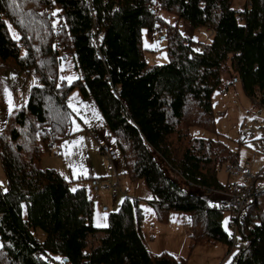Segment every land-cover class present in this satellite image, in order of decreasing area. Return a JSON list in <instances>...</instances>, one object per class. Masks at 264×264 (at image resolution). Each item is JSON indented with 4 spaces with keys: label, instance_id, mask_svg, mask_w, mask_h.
<instances>
[{
    "label": "trees",
    "instance_id": "16d2710c",
    "mask_svg": "<svg viewBox=\"0 0 264 264\" xmlns=\"http://www.w3.org/2000/svg\"><path fill=\"white\" fill-rule=\"evenodd\" d=\"M234 3L93 0V16L87 0H0V58L34 68L40 79L0 130L7 177V189L0 188V264H187L183 256L147 247L138 200L126 197L109 212L107 226L96 225V176L68 179L57 167L41 165L49 140L60 146L67 132V100L76 88L94 99L116 136L126 173L132 180L145 179L153 193L150 202L160 213L182 211L192 244L206 237L232 249L223 199L233 182H224L219 173L238 155L224 139L194 135L191 126L214 129L213 93L225 90L228 69L241 79L254 106L264 107V0ZM162 9L208 27L212 39L204 43L186 36L161 15ZM10 22L20 40L13 39ZM143 29L150 37L163 33L167 38L168 62H147ZM98 43L105 61L96 56ZM65 53L79 71L71 81L60 77ZM108 73L131 118L113 95ZM241 233L246 247L234 252L231 264H264V192L250 200Z\"/></svg>",
    "mask_w": 264,
    "mask_h": 264
},
{
    "label": "rangeland",
    "instance_id": "374dc122",
    "mask_svg": "<svg viewBox=\"0 0 264 264\" xmlns=\"http://www.w3.org/2000/svg\"><path fill=\"white\" fill-rule=\"evenodd\" d=\"M244 1L235 0L234 5L236 7L243 5ZM161 15L170 23H177L182 32L188 37L192 36L197 41L204 43L212 39V31L206 26H194L189 20L165 9L161 10ZM57 23L58 19H55L54 24ZM9 24L12 31L21 36L13 23L10 22ZM12 31H10L11 34ZM162 34L158 33L154 37H150L147 29H143L145 57L151 65L166 63L170 60L166 48L168 40ZM21 51L23 54L26 52L24 47ZM65 54L66 57L59 64L60 77H65V79L71 81L79 76V71L75 67L74 57L69 53ZM223 79L225 83H228V87H225V83L223 86L229 92V95L223 96L221 90H215L213 93L214 129L203 125H193L191 126V132L198 136L224 139L229 147L236 152L238 158L248 164L252 170L264 169V152H261L258 149L259 146L254 144V135H245L244 133L246 122L249 124H253L255 121L264 122V114L258 113L252 98L244 91L241 79L237 78L235 80L233 70H226L223 73ZM38 82H40L38 74L31 69H22L16 62L4 61L0 58V130L5 123L4 118H7L14 107H20L27 102L30 87ZM9 93L11 94V104H9ZM67 105L69 107L68 129L60 140V146H58L63 149V155L62 157H54L52 151L47 147L42 154L41 165L57 167L68 179L92 174L99 178H109L114 182L118 174L114 171L108 172L109 162L106 156L99 151V147L103 143L116 144V136L104 120L94 99L83 96L81 89L76 88L69 95ZM120 156V160L117 161V163L119 162L118 166L116 163L120 183L117 196H114L110 189H101L97 194H94L96 197L93 222L96 225H107L109 223V212L117 210L122 201L129 196L138 200L143 209L142 230L144 241L153 253L169 251L177 256L187 258V264H224L231 259L237 247L232 246L229 251V245L225 241H212L204 237L202 243L192 244L191 229L186 223L184 213L182 211H166L161 214L156 206L150 202L153 193L145 179L132 180L126 173L124 157L121 154ZM232 159H229L226 164ZM226 164L220 170L219 176L224 182H231L233 177L226 172ZM74 183L72 184L74 185ZM0 188L2 190L7 189V177L1 158ZM217 191L221 192L220 189H217ZM213 206L218 207L217 204H213ZM228 215L229 213L225 210L223 224L229 231L230 237H232L230 216ZM105 217L106 220L103 222ZM225 221H227V226H225ZM242 224L239 227L238 236L243 239ZM35 231L39 238H44V233L40 228H36ZM56 258H60V256H56ZM65 264L71 263L65 262Z\"/></svg>",
    "mask_w": 264,
    "mask_h": 264
},
{
    "label": "built area",
    "instance_id": "2783aa9c",
    "mask_svg": "<svg viewBox=\"0 0 264 264\" xmlns=\"http://www.w3.org/2000/svg\"><path fill=\"white\" fill-rule=\"evenodd\" d=\"M87 2L89 4V9L91 10L93 16H95L93 0H87ZM96 56L100 60H106V56L99 43L96 49ZM107 79H109L111 82V90L113 95H115L123 104L122 111L128 118H131L130 111L123 102L119 85L112 80L110 73L107 74ZM222 94L223 96H227L228 91L225 89L222 91ZM257 110L259 114H264V107H257ZM244 127L246 129L244 132L245 135H254V144L259 146L258 149L261 152H264V122L255 121L253 124L246 122ZM48 147L51 151H55L56 157L60 156L56 139L51 138L48 142ZM99 150L106 156L109 162L107 170L109 172L114 171L117 173L116 163L121 157L117 145L114 143H103L100 144ZM225 170L229 176L233 177V184L231 187L232 189L228 192H225L226 197L224 198L225 200L223 199V208L229 213L230 216V225L233 233L231 237L232 246L237 247V249H242L246 246V242L240 236H238L239 227L245 221L247 215L246 210L250 200L257 194H260L264 191V179L260 178V175L262 172H264V169L254 171L248 164L242 162L238 158L228 162L226 164ZM101 189H110L113 195L117 196L120 190L118 175H116V180L114 182L109 178L96 177L94 180L93 190L98 193ZM56 262L57 264H64L63 260Z\"/></svg>",
    "mask_w": 264,
    "mask_h": 264
},
{
    "label": "snow or ice",
    "instance_id": "6c2138e0",
    "mask_svg": "<svg viewBox=\"0 0 264 264\" xmlns=\"http://www.w3.org/2000/svg\"><path fill=\"white\" fill-rule=\"evenodd\" d=\"M57 15V13H53V16ZM21 25H22V22H21ZM23 26V25H22ZM8 28L10 31H12V27L11 25L9 24L8 25ZM12 36H13V39H16V40H19L21 39V37L15 32V31H12ZM11 94L9 93V104H11ZM11 110V109H10ZM87 122V121H86ZM78 127V126H77ZM72 191H75V189H72ZM104 226H107V225H104ZM225 226H227V221H225ZM229 264H231V262L229 261Z\"/></svg>",
    "mask_w": 264,
    "mask_h": 264
},
{
    "label": "crops",
    "instance_id": "0c3cea01",
    "mask_svg": "<svg viewBox=\"0 0 264 264\" xmlns=\"http://www.w3.org/2000/svg\"><path fill=\"white\" fill-rule=\"evenodd\" d=\"M31 70L33 71V72H35V70H34V68H31ZM36 73V72H35ZM6 118H4V120H5ZM109 142V141H108ZM63 150V149H62ZM100 151V150H99ZM118 164H119V162L117 163V166H118ZM109 172V171H108ZM117 173H118V175H119V172L117 171ZM229 216V215H228ZM103 222H105V220H106V217L105 218H103ZM229 222V221H228Z\"/></svg>",
    "mask_w": 264,
    "mask_h": 264
}]
</instances>
